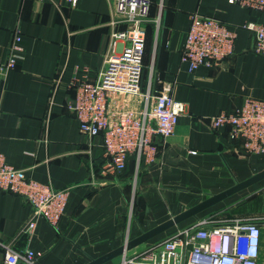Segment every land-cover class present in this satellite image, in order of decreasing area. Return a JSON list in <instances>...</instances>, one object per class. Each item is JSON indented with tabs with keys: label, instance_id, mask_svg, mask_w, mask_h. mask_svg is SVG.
Masks as SVG:
<instances>
[{
	"label": "crops",
	"instance_id": "0c3cea01",
	"mask_svg": "<svg viewBox=\"0 0 264 264\" xmlns=\"http://www.w3.org/2000/svg\"><path fill=\"white\" fill-rule=\"evenodd\" d=\"M152 2L143 89L150 80L154 90L162 88L159 80L173 82L172 94L186 105V113L166 143L156 137L155 161L138 163L131 156L125 171L105 175L103 136L83 135L67 104L75 97L74 83L95 79L106 59L123 49L112 39L124 28L113 3L0 0V58L20 57L15 69L0 75V153L30 179L70 191L58 226L39 217L32 235L24 233L33 216L31 204L0 191V264H6L7 248L33 250L40 264H89L264 171V155L246 153L228 128H212L215 115L241 108L247 97L264 100V58L252 50L254 34L242 28L264 23V12L228 0ZM194 13L218 18L236 32L235 53L222 66L192 72L182 61ZM18 33L21 49L13 51ZM204 219L213 224L251 220L264 232V179L127 254H141ZM124 255L103 264H120ZM259 264H264V235Z\"/></svg>",
	"mask_w": 264,
	"mask_h": 264
},
{
	"label": "built area",
	"instance_id": "2783aa9c",
	"mask_svg": "<svg viewBox=\"0 0 264 264\" xmlns=\"http://www.w3.org/2000/svg\"><path fill=\"white\" fill-rule=\"evenodd\" d=\"M72 6L78 0H66ZM252 11L264 12V0H228ZM124 28L115 30L112 39L120 42L119 55H111L95 79L85 77L72 87L75 97L67 107L80 123V132L94 138L102 135L107 160L103 174L125 171L131 156L138 163L156 160L160 146L156 137L166 143L174 135L186 105L173 96L175 84L159 80L160 90L152 80L143 89L146 23L152 0H111ZM242 28L254 34L252 50L264 58V23L248 22ZM237 34L215 17L194 13L182 52V61L190 71L201 66L220 67L235 53ZM18 33L13 51L21 49ZM20 57L12 53L0 58V75L18 66ZM152 71V69H151ZM215 131L228 128L230 138L241 141L250 155H264V100L247 97L235 111H222L212 118ZM0 191L23 197L33 207V216L24 227L32 235L37 218H45L57 227L65 214L69 190L55 189L30 179L24 170L9 165L0 153ZM262 228L251 220L213 224L204 219L181 229L175 235L148 248L141 254L122 257L120 264H259ZM40 254L33 250L17 252L7 248L6 264H40Z\"/></svg>",
	"mask_w": 264,
	"mask_h": 264
},
{
	"label": "water",
	"instance_id": "95a60500",
	"mask_svg": "<svg viewBox=\"0 0 264 264\" xmlns=\"http://www.w3.org/2000/svg\"><path fill=\"white\" fill-rule=\"evenodd\" d=\"M264 179V171H262L261 173L257 174L256 176L252 177L251 179L242 182L240 184H238L237 186H235L234 188L221 193L219 195H216L212 198H209L206 201H203L202 203L198 204L197 206L193 207L192 209L184 212L183 214L175 217L173 220H170L162 225H160L159 227L149 231L148 233L143 234L142 236L138 237L137 239H134L133 241L127 243L125 246H123L122 248L109 253L108 255H105L97 260L92 261L89 264H103L107 261H110L120 255H124L127 254L128 251H130L131 249H133L134 247L145 243L146 241L150 240L151 238L159 235L160 233L164 232L165 230H167L170 227L175 226L176 224L181 223L182 221L186 220L187 218L193 217V216H197L199 213H201L202 211L210 208L211 206L216 205L217 203H219L220 201H222L223 199L229 197L230 195L243 190L261 180Z\"/></svg>",
	"mask_w": 264,
	"mask_h": 264
},
{
	"label": "trees",
	"instance_id": "16d2710c",
	"mask_svg": "<svg viewBox=\"0 0 264 264\" xmlns=\"http://www.w3.org/2000/svg\"><path fill=\"white\" fill-rule=\"evenodd\" d=\"M152 3H153V2H152ZM152 8H153V7H152ZM152 8H151V12H152ZM147 35H148V33H147ZM146 46H147V45H146ZM144 69H145L144 72H143V73H144V81H146V80H145V79H146V78H145V73H146L147 71H146V68H144ZM133 157H134V156H133Z\"/></svg>",
	"mask_w": 264,
	"mask_h": 264
},
{
	"label": "rangeland",
	"instance_id": "374dc122",
	"mask_svg": "<svg viewBox=\"0 0 264 264\" xmlns=\"http://www.w3.org/2000/svg\"><path fill=\"white\" fill-rule=\"evenodd\" d=\"M147 249H148V248H147ZM147 249H146V250H147Z\"/></svg>",
	"mask_w": 264,
	"mask_h": 264
}]
</instances>
